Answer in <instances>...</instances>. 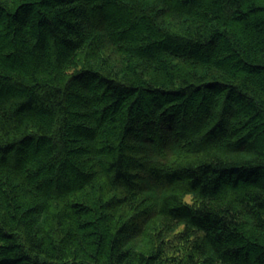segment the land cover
I'll list each match as a JSON object with an SVG mask.
<instances>
[{
	"label": "trees",
	"instance_id": "1",
	"mask_svg": "<svg viewBox=\"0 0 264 264\" xmlns=\"http://www.w3.org/2000/svg\"><path fill=\"white\" fill-rule=\"evenodd\" d=\"M0 264H264V0H0Z\"/></svg>",
	"mask_w": 264,
	"mask_h": 264
}]
</instances>
